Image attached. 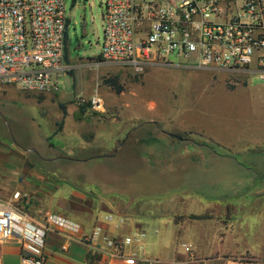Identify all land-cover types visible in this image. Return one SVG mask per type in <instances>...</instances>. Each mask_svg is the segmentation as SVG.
Instances as JSON below:
<instances>
[{
	"label": "rangeland",
	"instance_id": "374dc122",
	"mask_svg": "<svg viewBox=\"0 0 264 264\" xmlns=\"http://www.w3.org/2000/svg\"><path fill=\"white\" fill-rule=\"evenodd\" d=\"M103 2L64 0L67 74L57 96L0 86V178L64 177L137 225L169 221L178 233L207 218L226 224L227 215L253 205L247 196L257 205L264 198V80L193 69L172 55L173 66L142 73L109 63L99 55ZM95 89L103 98L99 116L76 101ZM87 145L88 153L79 149ZM204 164L224 165L222 179L199 185L207 182L199 178ZM240 176L255 180L238 186ZM186 239L192 242L189 233Z\"/></svg>",
	"mask_w": 264,
	"mask_h": 264
},
{
	"label": "built area",
	"instance_id": "2783aa9c",
	"mask_svg": "<svg viewBox=\"0 0 264 264\" xmlns=\"http://www.w3.org/2000/svg\"><path fill=\"white\" fill-rule=\"evenodd\" d=\"M99 55L142 73L151 65L181 64L212 73L257 74L264 80V0H104ZM68 19L64 0H0V86L50 94L65 74ZM77 104L103 112L95 89ZM25 196L0 199V255L4 243L20 245L22 264H44L49 233L65 234L89 247L95 264H160L147 254V233L108 211L89 233L54 212L25 209ZM130 227L127 233L123 228ZM183 235L178 247L189 256Z\"/></svg>",
	"mask_w": 264,
	"mask_h": 264
},
{
	"label": "crops",
	"instance_id": "0c3cea01",
	"mask_svg": "<svg viewBox=\"0 0 264 264\" xmlns=\"http://www.w3.org/2000/svg\"><path fill=\"white\" fill-rule=\"evenodd\" d=\"M14 90L18 89L10 87V92ZM53 94L57 96V92ZM79 149L88 153L91 148L87 145ZM89 158L59 157L60 160L69 163H85ZM203 167L200 168L199 178L206 179L207 182H199V185H208L206 183L212 185L216 183L214 181L222 179L224 165L204 164ZM240 177V179L236 178L238 186L239 180L242 183L244 180H255V177ZM16 191L25 196V209L30 214L37 215L42 211L57 213L79 224L83 233H89L96 220L104 213L116 211L110 210L111 206L107 202L105 206L102 203V200L106 201L104 199H100L101 201L89 199L87 192L80 190L74 182L64 177L25 175L11 183L9 179L7 181L0 178V199H8ZM252 199L254 197L251 195L245 198L246 203L253 201V205L248 203L249 209L227 215L230 220L226 224L207 218L199 224L198 229H183L179 233L177 229L179 225L169 221L139 222L137 225L126 216L129 219L127 224L147 233L146 252L150 257L158 259L160 264H264V198L257 200V205ZM116 212L123 214L121 211ZM129 228L127 226L123 228L122 233H127ZM187 233L192 241L186 239L193 250L190 256L178 247L179 241L183 240V235ZM44 257V264H95L96 262V257L89 247L79 243L76 238L59 233L48 234ZM21 260V249L17 241L11 240L2 245L0 264H22Z\"/></svg>",
	"mask_w": 264,
	"mask_h": 264
},
{
	"label": "trees",
	"instance_id": "16d2710c",
	"mask_svg": "<svg viewBox=\"0 0 264 264\" xmlns=\"http://www.w3.org/2000/svg\"><path fill=\"white\" fill-rule=\"evenodd\" d=\"M65 39H66V41L68 40V38H67V35H65ZM65 51H66V49H65ZM95 257H96V260L95 261H97V256L95 255Z\"/></svg>",
	"mask_w": 264,
	"mask_h": 264
}]
</instances>
